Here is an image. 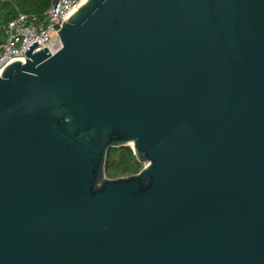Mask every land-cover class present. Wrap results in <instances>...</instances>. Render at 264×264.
I'll use <instances>...</instances> for the list:
<instances>
[{"label": "water", "instance_id": "water-1", "mask_svg": "<svg viewBox=\"0 0 264 264\" xmlns=\"http://www.w3.org/2000/svg\"><path fill=\"white\" fill-rule=\"evenodd\" d=\"M58 33L0 76V264H264V0H87Z\"/></svg>", "mask_w": 264, "mask_h": 264}, {"label": "built area", "instance_id": "built-area-1", "mask_svg": "<svg viewBox=\"0 0 264 264\" xmlns=\"http://www.w3.org/2000/svg\"><path fill=\"white\" fill-rule=\"evenodd\" d=\"M83 0H57L43 17L19 13L7 23H0V76L14 62L26 64V52L38 43L34 53L48 50L51 56L62 49L58 32L77 11Z\"/></svg>", "mask_w": 264, "mask_h": 264}, {"label": "trees", "instance_id": "trees-1", "mask_svg": "<svg viewBox=\"0 0 264 264\" xmlns=\"http://www.w3.org/2000/svg\"><path fill=\"white\" fill-rule=\"evenodd\" d=\"M57 0H0V23H7L19 13L43 17ZM144 168L132 147L112 148L107 152L106 177L111 180L137 175Z\"/></svg>", "mask_w": 264, "mask_h": 264}, {"label": "bare ground", "instance_id": "bare-ground-1", "mask_svg": "<svg viewBox=\"0 0 264 264\" xmlns=\"http://www.w3.org/2000/svg\"><path fill=\"white\" fill-rule=\"evenodd\" d=\"M86 1H87V0H83L82 3L80 4V6L83 5V4H85Z\"/></svg>", "mask_w": 264, "mask_h": 264}]
</instances>
